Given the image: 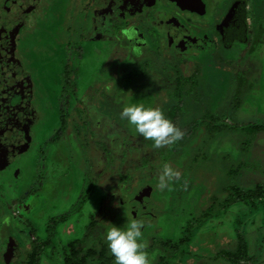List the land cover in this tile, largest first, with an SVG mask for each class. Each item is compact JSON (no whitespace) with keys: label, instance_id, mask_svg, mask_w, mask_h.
<instances>
[{"label":"rangeland","instance_id":"1","mask_svg":"<svg viewBox=\"0 0 264 264\" xmlns=\"http://www.w3.org/2000/svg\"><path fill=\"white\" fill-rule=\"evenodd\" d=\"M151 1L62 0L66 17L56 8L61 20L51 24L48 13L34 36L29 29L19 34L17 22L11 26V21L16 16L19 27L21 22L29 26L26 13L36 0H0V31L5 30L0 39L11 40L9 47L19 51L32 80L26 109L15 121H26V132L38 125L26 180L0 171V264H66L75 248L106 244V228L122 225L126 217L143 222L149 264L156 256H167L163 264H264V195L254 200L235 195L234 200L226 190L235 184L240 191L264 193V129L243 130L264 126V69L248 72L251 62L239 65L221 56L217 38L200 29L205 24H193L190 36L185 14ZM149 2L150 7H142ZM138 6L142 14L133 15ZM72 20L92 36L86 33L79 41L81 52L78 47L66 54L70 39L79 38L70 33ZM129 25L137 30L135 40L121 34ZM8 44L0 58L11 52ZM66 59L75 82L68 97L59 96L57 86L69 65ZM1 64L14 101L23 86L17 77H8L7 61ZM195 72L202 98L198 103L187 97L183 124L209 113L226 129L203 126L193 137L175 141V148V142L157 148L121 119L127 104L164 112L175 103L176 79ZM62 125V134L52 139ZM25 161L24 156L19 164ZM165 163L180 177L161 190L157 178ZM15 247L20 250L15 262L4 260V252ZM87 262L108 264L92 256Z\"/></svg>","mask_w":264,"mask_h":264},{"label":"flooded vegetation","instance_id":"2","mask_svg":"<svg viewBox=\"0 0 264 264\" xmlns=\"http://www.w3.org/2000/svg\"><path fill=\"white\" fill-rule=\"evenodd\" d=\"M64 1V0H63ZM155 0H152L153 2ZM168 1V2H167ZM62 0H36L34 2V6H36L33 11L27 12V17L31 19V24L29 26L25 24L24 22H21V27H19L18 23V17L15 18L13 21H11L14 25L17 22L16 31L21 34L22 31H29L31 33H34L39 36V31L41 32V26H42V20L45 16H47L48 13H51L50 16H52L51 21L48 23L53 24V22L59 20L62 16L58 15L56 13V8L60 9L62 13H64L66 17L67 9L66 6L63 5ZM104 3V2H103ZM105 3H107V0H105ZM133 3H138V0H132ZM142 3V2H141ZM163 3L167 5L169 4V8L176 9L183 14H185V22L187 24H191V26L187 25L188 28V34L190 36L193 35L191 27L193 24L196 26H201V24H205L206 27H203L200 29L203 31V33L212 34L215 36L218 40V43L221 45L219 54L230 56V58L237 59V63L240 65L243 61L246 63H250L253 65L254 68L250 64L249 69L246 70L248 72H252L253 70L259 69L263 67L264 69V0H188L186 1V8L187 9H181L178 5H176L175 0H156L153 6H157ZM152 3L149 2V4H145L142 7L148 8L150 7ZM103 8H105V4L102 5ZM63 8L65 10L63 11ZM136 10H133V15L140 16L142 14L141 7L138 6L135 8ZM23 12H18V14H22ZM104 13V12H103ZM24 14V13H23ZM17 15V14H16ZM69 16L75 17V15L70 14ZM147 17L143 20H148L149 11L147 12ZM61 20V19H60ZM142 20V18H141ZM197 21H200L198 23ZM190 22V23H189ZM77 23V20H72V26L69 30H71L70 33L75 34L77 33L79 38H71L69 43V49L67 50L66 54H69L73 49L78 50L80 47H82L80 40L84 39V34L87 33V36H92V32L86 30V28L83 29L82 23L79 25H75ZM229 24L228 26L226 24ZM242 23V32H238L237 35L233 31H230L237 26H239ZM123 24V23H122ZM1 25V20H0ZM79 26V30L77 31V27ZM221 29V30H220ZM13 30V28H12ZM222 31V33H221ZM0 32H3L5 34V30H1ZM192 33V34H191ZM60 34V32H59ZM58 34V35H59ZM50 35H54L52 32ZM50 36L52 37H57ZM236 35L235 39L233 37ZM81 36V37H80ZM225 37V42L222 40ZM200 38L204 39L203 36L200 35ZM42 39V38H41ZM232 46H227V44H231ZM61 44L62 40L61 38L58 39ZM74 40L72 43L71 41ZM11 40H3L0 39V51L4 50L7 47L8 42ZM14 41V40H13ZM26 41V40H25ZM24 41V42H25ZM28 46L26 49L31 50L29 46V42H27ZM227 47H226V46ZM65 46V45H64ZM79 47V48H78ZM8 48L11 52H4L0 58V63L4 64V61H7L8 65L11 68V72L8 73V77L10 76V80L17 77V79L21 82L23 89H21L20 93L15 96L14 101L8 93L7 90V84L5 80H2V77L5 78L4 74V68L2 67V64L0 66V171L1 172H12L17 176V178H20L22 180H26L24 177L26 175L25 169L28 168V162L30 159L29 151L30 147L32 145L33 140L38 136L37 134V127L38 125L34 123L32 127L26 132L27 129V123L24 121L23 123H19L15 121V118H20L21 113H23L26 109L25 106V98L28 99L29 96L27 95V85L30 80L29 78V68L25 67L22 60L17 56L19 51L14 50V45L12 49ZM66 48H64L65 50ZM206 51L210 52L211 50H198V52ZM24 52V50L22 51ZM22 52H20V55H23ZM81 52V48H80ZM81 54V53H80ZM24 56V55H23ZM67 63L69 64L66 67L65 72L60 73L59 82L57 83V86L61 85V91L59 96H61L62 92L66 95L64 97H68L70 94V90L72 88V84L74 85V78H73V72L69 73V69L71 70V60L66 59ZM259 63V64H257ZM73 71V70H71ZM66 76V78H65ZM70 77V78H69ZM13 82L16 83L15 80ZM34 86V92H35ZM58 90V87H57ZM57 95V92H56ZM57 95V98L59 97ZM58 98V102H59ZM38 105L42 108L40 97H38ZM58 104H56L57 107ZM45 108V107H44ZM45 110V109H44ZM58 112V111H57ZM56 112V114H57ZM63 126V125H62ZM58 128V131L62 128ZM58 133V132H57ZM57 133L54 132V136L52 139H54L57 136ZM40 135V134H39ZM26 158V161L23 163V165H20V160L22 157ZM13 251V257L11 258L14 262L16 258L19 255L20 250L15 248H9L4 252L3 259L7 260L8 262H11L12 260H9V256L11 257L12 254H10V251ZM10 254V255H9ZM7 262V263H8ZM156 264V262H155ZM211 264V263H210Z\"/></svg>","mask_w":264,"mask_h":264},{"label":"clouds","instance_id":"3","mask_svg":"<svg viewBox=\"0 0 264 264\" xmlns=\"http://www.w3.org/2000/svg\"><path fill=\"white\" fill-rule=\"evenodd\" d=\"M121 34L127 40L137 38V30L132 25L122 28ZM120 117L133 126L134 131L145 140H151L153 147L171 145L181 140L184 135L159 108L146 107L140 103L127 104L122 108ZM179 177V171L165 163L158 175L157 185L164 190ZM2 222L7 224L9 217H3ZM142 228V221L130 217H126L122 225L113 224L106 228L103 239L114 258V264H149L148 254L144 251Z\"/></svg>","mask_w":264,"mask_h":264},{"label":"trees","instance_id":"4","mask_svg":"<svg viewBox=\"0 0 264 264\" xmlns=\"http://www.w3.org/2000/svg\"><path fill=\"white\" fill-rule=\"evenodd\" d=\"M147 65V62L145 61L142 66ZM143 78V77H142ZM129 81V80H128ZM196 81H197V72L193 73L191 76L187 78H182L178 77L176 79V82L174 83L175 85V93L173 95L175 103L169 104L164 107V114L165 116L173 122L174 125L179 127L183 132L184 135L181 139H188L194 136V134L203 126L207 127V129H211L213 131L219 132L222 129H226L227 127L225 126L224 123H219L216 124L214 120V116L211 117V115L206 114L204 118L200 119H193L189 121L187 124H183V117H184V112L187 108V103L186 99L187 97L192 98L196 102L199 103L200 99L202 98L201 93H199L196 89ZM188 84V88H187ZM206 118H210L207 120ZM65 128V125L62 126L60 131L57 133L56 137H59L63 129ZM233 128V127H231ZM264 129L263 125H249L247 127H244L243 130H247L249 132H258L260 130ZM212 131V132H213ZM180 141V140H179ZM248 141V140H247ZM177 142V141H176ZM176 142L174 143L172 148L176 147ZM248 149V148H244ZM197 153H200L197 152ZM202 153V152H201ZM200 153V155H201ZM198 155V154H197ZM212 161L214 162L213 158H211ZM243 165V164H241ZM234 174V171H231V175ZM68 186V185H67ZM230 188V189H229ZM227 187L226 190H229L228 192H231L232 196L234 197V200H237L239 198H248L249 200H254L255 198L258 197V195H264L261 192L257 193L258 191L253 190V191H240L238 190L237 186L235 184H231ZM258 189V188H257ZM238 197H236V196ZM95 222H93L94 225ZM91 232H88L87 236H90ZM85 247H77L73 250L72 256L67 260L66 264H88L87 259L89 257H95L97 259L103 260L104 263H111L112 260H114L113 256L110 254L107 245L102 244L101 246H92L90 248L84 249ZM171 255V254H168ZM35 253L32 252L30 257L32 261L35 259ZM37 257V256H36ZM156 264H163L166 260V257L162 256H156ZM169 262V261H167Z\"/></svg>","mask_w":264,"mask_h":264},{"label":"water","instance_id":"5","mask_svg":"<svg viewBox=\"0 0 264 264\" xmlns=\"http://www.w3.org/2000/svg\"><path fill=\"white\" fill-rule=\"evenodd\" d=\"M171 1V0H170ZM176 1V5H178L179 7H181V9H187L186 8V1H188V0H175ZM227 26L229 25L228 23L226 24ZM231 30L230 31H234L235 33H236V35H237V33L238 32H242V23L239 25V26H237L236 28H234V29H232V28H230ZM221 30V29H220ZM221 33H222V31H221ZM236 35L233 37V39H235V37H236ZM225 37L222 39L224 42H225ZM233 39L231 40V44H227V46H232V41H233ZM226 46V45H225ZM226 46V47H227ZM131 206L133 207V209L134 210H136V208H135V206H134V204L133 203H131ZM13 253V251L11 250L10 251V254H12ZM9 254V255H10ZM13 257V254L11 255V257L9 256V260L11 259ZM12 260V259H11ZM13 261V260H12Z\"/></svg>","mask_w":264,"mask_h":264}]
</instances>
